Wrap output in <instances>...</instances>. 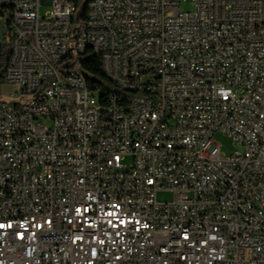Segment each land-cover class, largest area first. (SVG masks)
I'll list each match as a JSON object with an SVG mask.
<instances>
[{"label": "built area", "instance_id": "2783aa9c", "mask_svg": "<svg viewBox=\"0 0 264 264\" xmlns=\"http://www.w3.org/2000/svg\"><path fill=\"white\" fill-rule=\"evenodd\" d=\"M0 24L34 95L0 104V264H264V0H0Z\"/></svg>", "mask_w": 264, "mask_h": 264}, {"label": "rangeland", "instance_id": "374dc122", "mask_svg": "<svg viewBox=\"0 0 264 264\" xmlns=\"http://www.w3.org/2000/svg\"><path fill=\"white\" fill-rule=\"evenodd\" d=\"M86 9V5H79V17H82ZM180 9L182 11H191L192 5L190 3H182L180 5ZM46 10V8H42L41 12L43 13ZM80 23V20L78 18H75L73 26L76 27ZM1 27V26H0ZM2 28V27H1ZM1 31V29H0ZM6 43L7 44V38L5 36H0V44ZM0 104H6V105H15V104H24L34 98L33 94L28 95H12L14 92H17V88L14 85L0 82ZM214 141L220 145L222 153H224L226 156H229L235 149L236 146L234 142L227 137L226 135L218 132L214 135ZM131 163V159L129 157H126L123 160V165L128 167ZM173 198V192L170 190L165 191H159L156 194V200L158 202H169Z\"/></svg>", "mask_w": 264, "mask_h": 264}, {"label": "trees", "instance_id": "16d2710c", "mask_svg": "<svg viewBox=\"0 0 264 264\" xmlns=\"http://www.w3.org/2000/svg\"><path fill=\"white\" fill-rule=\"evenodd\" d=\"M9 56V48L6 43L0 44V82L3 69L6 65ZM83 69L89 74L88 83L94 88L100 87L103 91L116 92L112 83L104 76L100 58L97 56L84 60L82 63ZM103 101V100H101Z\"/></svg>", "mask_w": 264, "mask_h": 264}, {"label": "crops", "instance_id": "0c3cea01", "mask_svg": "<svg viewBox=\"0 0 264 264\" xmlns=\"http://www.w3.org/2000/svg\"><path fill=\"white\" fill-rule=\"evenodd\" d=\"M0 26L2 27H0V29H1V31H0V36H5L6 35V33H5V30H4V28H3V26L0 24Z\"/></svg>", "mask_w": 264, "mask_h": 264}, {"label": "bare ground", "instance_id": "6f19581e", "mask_svg": "<svg viewBox=\"0 0 264 264\" xmlns=\"http://www.w3.org/2000/svg\"><path fill=\"white\" fill-rule=\"evenodd\" d=\"M82 17H86V9H85V12H84V14H83V16Z\"/></svg>", "mask_w": 264, "mask_h": 264}]
</instances>
